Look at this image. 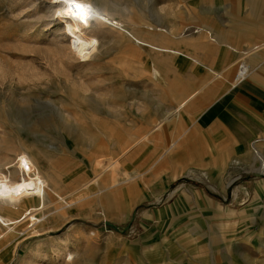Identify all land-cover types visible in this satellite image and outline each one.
Wrapping results in <instances>:
<instances>
[{
    "label": "rangeland",
    "instance_id": "374dc122",
    "mask_svg": "<svg viewBox=\"0 0 264 264\" xmlns=\"http://www.w3.org/2000/svg\"><path fill=\"white\" fill-rule=\"evenodd\" d=\"M117 1L128 6L133 21L177 47L184 37L208 34L199 17L225 31L235 11L252 21L247 44L252 47L264 33L262 0H225V6L216 8L212 1L223 0ZM50 5L45 0H0V164L16 165L26 153L58 181L64 194L79 190L78 196L87 197L50 221L41 235H30L18 246L1 237L6 230L0 227V264H264V175L232 181L227 176L215 184L186 176L167 181L164 189L170 173L169 154L166 161L162 158L164 136L158 131L144 138L146 119L131 104H144L147 118L159 120V106L150 100L154 84L160 83L149 80L154 55L123 41L83 61L67 49L71 40L67 28L62 30L66 23L52 18ZM206 10L210 12L203 15ZM90 20V30L102 28ZM192 50L209 63L233 61L229 50L223 56L213 49ZM169 58L158 65L160 81L169 82L171 92L189 79V94L200 84L189 73L192 63L178 55ZM237 70L238 63L227 72ZM67 112L72 119L64 116ZM102 116L110 122L126 118L128 125L135 121L138 127L131 131L141 142L125 155L121 147L116 155L121 133H110L107 140L95 129L72 133L66 128L77 129L73 118L90 126ZM183 131L173 130L177 136ZM171 136L172 129L167 147L173 144ZM124 138L127 142L126 134ZM99 157L107 159L103 167L96 164ZM110 157L118 166L110 165ZM127 170L142 173L138 192L148 194L146 198L130 203L123 196L119 189L132 182Z\"/></svg>",
    "mask_w": 264,
    "mask_h": 264
},
{
    "label": "crops",
    "instance_id": "0c3cea01",
    "mask_svg": "<svg viewBox=\"0 0 264 264\" xmlns=\"http://www.w3.org/2000/svg\"><path fill=\"white\" fill-rule=\"evenodd\" d=\"M224 2L225 0L212 1V7H223ZM261 8V15L264 17V0H262ZM208 12L210 10L202 14L205 15ZM232 15L234 25L232 24L233 26L231 25L230 29L225 31L218 26L208 24L204 18L199 17L197 22L207 26L208 34L202 38L197 35L184 37L181 43L182 49L188 56L197 58L195 61L183 57L192 63L189 73L191 72V76L200 82L198 87L188 94L192 83L187 79L183 83L185 86H178L170 92L168 91L169 82L160 81L154 84L149 78L154 84V89L150 91V100L155 101L159 106V120L147 118V107L144 104L131 102L135 112L146 119L144 128L146 133L149 132L148 136L155 135L158 131H161V135L164 136L163 148H166L162 158L165 161L169 158L167 166L170 168V173L163 181L164 189L168 182H175L186 176L201 177L215 184L220 183L219 179L227 176L231 177L232 181L239 176L250 178L253 174L264 175V33L251 47L247 41L252 21L244 18L238 11ZM189 23L193 24V22ZM225 39L230 41L226 42ZM199 47L213 49L220 56L229 50L233 54V61L226 65L221 62L209 63L192 50ZM169 60L170 58L168 62ZM242 62L247 65L244 75L238 76V70L234 75L227 72L228 66L238 63L239 68L241 64H244ZM200 69L205 70L201 72ZM158 89L163 95L158 96V91L154 93ZM220 89L223 90L220 91ZM168 97L170 101L167 100ZM185 100L186 103L176 110L179 103ZM137 105L140 106L137 107ZM123 114L125 115L124 112ZM163 116L166 118L163 119ZM122 119L124 122L120 131L123 136L122 141L115 152L112 149L116 155L121 152V147H125L123 149V155H125L138 145V143L132 145L133 139L136 138L135 131H131L138 125L135 121L128 125L125 122L126 118ZM175 127L185 128V131L177 136L176 132H173ZM171 129L173 144L167 147L166 135L171 132ZM125 134L128 137L127 142L124 138ZM176 144L179 146L174 148ZM173 155H177V159ZM126 172L133 175L134 179L132 178V182L127 187L119 189L123 196L130 203L134 198L136 201L139 198H146L148 194L138 192L141 181L139 176L142 173L133 170ZM107 187L110 191H114L110 183ZM196 196L201 198L202 195L198 193Z\"/></svg>",
    "mask_w": 264,
    "mask_h": 264
},
{
    "label": "bare ground",
    "instance_id": "6f19581e",
    "mask_svg": "<svg viewBox=\"0 0 264 264\" xmlns=\"http://www.w3.org/2000/svg\"><path fill=\"white\" fill-rule=\"evenodd\" d=\"M45 1H50L51 5L48 12L51 11V14L53 13L52 18L54 19L56 17L55 20L62 18L66 23V27H63L62 30L67 28L66 30L69 32L71 40L67 42V49L70 53L83 61L93 59L100 52L102 47H107L118 42L123 43V41L124 43L128 42L129 45H132V48L141 49L154 55L151 57L149 78L153 82H160L162 72L158 65L168 63V58L171 55H178L182 58L184 57L195 61L197 59L193 56H188L187 52L184 51L182 47L174 46L172 42L166 38L154 33L147 25L133 21L129 16L128 6L117 0H95V5L87 3L93 0H87V2L81 0V2L90 9L87 25L69 17H57V12L63 13L67 7L63 2L54 3L53 0ZM44 15L48 16L47 13ZM91 18H94V21L98 23L100 28L102 27L100 30L89 29L92 25ZM106 23L110 25H106ZM159 54H163V57L157 56ZM246 71L247 65L241 64L238 68V76L244 75ZM185 103L186 100L184 102L181 101L176 110ZM119 112L120 111H118L117 114H119ZM70 114L72 113L67 112L64 113V116L69 117ZM69 118L72 119V117ZM164 118H166V116H163V119ZM73 119L75 128L77 129L74 130L66 125V128L70 132L73 133L77 131L83 133L84 130L95 129L101 134H105L107 140H109L108 134L110 133L116 135L115 132H117L118 137V133H120L123 124V122L120 121L110 122L105 116H102L100 121L93 125L90 124V126L82 125L77 119ZM148 133L149 132L145 134L144 138H148ZM140 140L141 139H133L132 145L141 142ZM115 144L118 143L113 141L114 146ZM113 158L114 157H110L108 159L111 160ZM106 160L107 159L99 157L96 160V164L99 167H103ZM110 160L108 161L111 162ZM7 164H11V161H7ZM110 165L115 167L118 166L117 159H113ZM95 178L94 182L98 181L99 177L97 175ZM128 178L134 177L132 175ZM128 178L126 180H128ZM62 189L63 187L58 181H54L50 176L44 174L34 157L26 153H22V158L16 165L11 164L1 167L0 164V227L4 226L6 230L5 234L1 237L6 238L11 244L13 241L17 242L16 244L14 243V246H18L22 239H26L30 235H41V232L50 221L64 215L66 209L79 204L87 197L78 196L79 190L64 194L61 191ZM100 190L104 191L105 189L100 188ZM38 254L39 252L35 253V255ZM33 263V260H31L28 264Z\"/></svg>",
    "mask_w": 264,
    "mask_h": 264
},
{
    "label": "snow or ice",
    "instance_id": "6c2138e0",
    "mask_svg": "<svg viewBox=\"0 0 264 264\" xmlns=\"http://www.w3.org/2000/svg\"><path fill=\"white\" fill-rule=\"evenodd\" d=\"M53 2H63L67 5L63 13L57 12V17H69L87 25L90 9L81 0H53Z\"/></svg>",
    "mask_w": 264,
    "mask_h": 264
}]
</instances>
